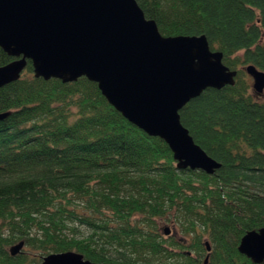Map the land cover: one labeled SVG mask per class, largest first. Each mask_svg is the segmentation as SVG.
Masks as SVG:
<instances>
[{"label": "trees", "instance_id": "obj_1", "mask_svg": "<svg viewBox=\"0 0 264 264\" xmlns=\"http://www.w3.org/2000/svg\"><path fill=\"white\" fill-rule=\"evenodd\" d=\"M137 1L163 36L205 35L238 72L180 112L221 168L179 170L169 145L130 123L97 83L46 81L29 61L0 89V114L10 113L0 121V264L64 252L97 264H205V237L207 264H254L239 247L264 229V94L245 68L264 72V0ZM14 60L0 48V67ZM162 219L192 237L189 248L164 238ZM22 241L28 250L13 256Z\"/></svg>", "mask_w": 264, "mask_h": 264}, {"label": "water", "instance_id": "obj_2", "mask_svg": "<svg viewBox=\"0 0 264 264\" xmlns=\"http://www.w3.org/2000/svg\"><path fill=\"white\" fill-rule=\"evenodd\" d=\"M0 48L16 58L0 67V89L20 80L29 61L36 77L46 81L73 83L85 77L130 123L164 140L179 170L213 175L221 168L180 115L207 89L235 84L238 72L224 64L222 52L211 50L205 35L163 36L137 0H0ZM245 70L254 91L264 94V72L254 65ZM9 115L1 113L0 121ZM24 246L23 241L14 245L11 254H20ZM239 251L264 264V229L247 233ZM42 260L97 264L77 252Z\"/></svg>", "mask_w": 264, "mask_h": 264}, {"label": "rangeland", "instance_id": "obj_3", "mask_svg": "<svg viewBox=\"0 0 264 264\" xmlns=\"http://www.w3.org/2000/svg\"><path fill=\"white\" fill-rule=\"evenodd\" d=\"M250 84L253 86L254 85V81L253 79L251 78L250 79ZM160 222V226H159V232L162 234V235H165V229L166 228H170V230L172 231V234L175 238H178L179 240H183L184 238V235L182 234L181 232V228L176 225L175 223L173 222H169L168 220L166 219H162ZM79 229V232H80V235L83 236H87L88 233H89V229L85 226H79L78 227ZM181 232V233H180ZM28 248H25L24 251H27ZM39 254V253H37Z\"/></svg>", "mask_w": 264, "mask_h": 264}, {"label": "flooded vegetation", "instance_id": "obj_4", "mask_svg": "<svg viewBox=\"0 0 264 264\" xmlns=\"http://www.w3.org/2000/svg\"><path fill=\"white\" fill-rule=\"evenodd\" d=\"M182 232V231H181ZM180 232V233H181ZM183 234V233H182ZM166 235V234H165ZM184 235V234H183ZM167 236V235H166ZM164 237V238H169V237H174L173 236V234H172V231H171V233H170V235L169 236H167V237ZM175 238V237H174ZM192 237H188V236H185L184 235V238H183V240H179L178 238H175V241L177 242V243H180V244H184L186 247H190V245H191V243H192ZM204 244H205V246H206V253H205V255H204V260H207L208 258H209V260L211 259V254H212V251H213V245H212V242L210 241V239H209V237H205V239H204ZM208 248H211V250L209 251L208 250ZM193 249L195 250V248L193 247ZM194 250H191V249H187V250H185L184 252L185 253H187L189 256H193V257H196V255H195V251ZM252 261V260H251ZM253 262V261H252ZM205 264H207L206 263V261H205Z\"/></svg>", "mask_w": 264, "mask_h": 264}]
</instances>
